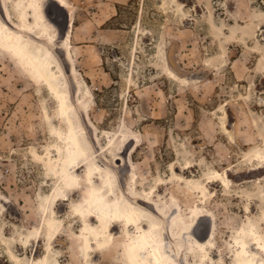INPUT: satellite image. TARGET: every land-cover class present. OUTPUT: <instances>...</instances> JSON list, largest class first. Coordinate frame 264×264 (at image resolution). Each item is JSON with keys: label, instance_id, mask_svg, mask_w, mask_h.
<instances>
[{"label": "rangeland", "instance_id": "1", "mask_svg": "<svg viewBox=\"0 0 264 264\" xmlns=\"http://www.w3.org/2000/svg\"><path fill=\"white\" fill-rule=\"evenodd\" d=\"M68 1L75 10L74 56L67 48V9L44 0L52 47L65 71L77 122L100 152L98 158L119 175L116 192L153 191L154 208L160 202L171 208L177 199L185 214L204 208L200 228L207 232L214 225L213 259L199 260L192 236L181 240L163 223L172 257L178 264H235L234 235L248 216L261 218L264 206V166L246 156L251 148H264V0ZM72 65L84 88L92 90L86 104L77 103ZM61 118L47 87L0 49V264H29L32 256L45 254V237H35L43 200L56 178L32 151L46 153L62 145L53 131L66 130ZM113 135L114 146H108ZM172 163L180 169L193 164L183 174L197 181H207L212 171H227L232 184L210 183L216 194L201 203L199 191L173 176ZM82 186L55 203L64 224L48 264H128L121 224L113 231L112 248H95L89 258L80 251L82 223L75 205L84 198Z\"/></svg>", "mask_w": 264, "mask_h": 264}, {"label": "bare ground", "instance_id": "2", "mask_svg": "<svg viewBox=\"0 0 264 264\" xmlns=\"http://www.w3.org/2000/svg\"><path fill=\"white\" fill-rule=\"evenodd\" d=\"M55 1L68 11L70 28L66 39L67 48L70 51L69 54L74 56L71 49V38L74 31L75 10L68 0ZM9 2H12V8ZM52 29L53 25L46 13L44 0H3L0 8V49L11 53L37 84H44L47 87L58 102V113L66 125L65 131L60 130L61 127L60 129L53 128V131L56 132L63 142L61 146L56 144L52 147L53 151H57L55 154L49 148L46 153H41L36 149L31 150L35 159L39 160V162L42 161L47 168L45 169L56 178V182L52 192L48 193V196L43 200L42 226L36 231L35 237L41 236L40 234L45 237V254L39 257L32 256L28 260L29 264H48L50 262L51 254H53V241L54 239L56 240V236L61 231L62 224H64L62 219L57 216L58 212L55 203L61 198L67 199L69 193L81 188L82 183H85V186H82L84 188V198L82 202L74 205L76 216L79 217L82 223L78 237L81 242L80 251L85 258H89L90 251L95 248L101 250L112 248L111 246L116 238L113 231L121 224L126 233L123 251L128 264H178L168 249L163 226V223H166L169 229L172 227L176 234L180 233L181 240L185 238V234L192 236L190 241L195 247L194 251L199 260L205 262L208 259H213L210 248L212 247L215 233L214 225L211 223V227L207 232L201 229L202 227L200 228V221H203L204 208L198 205L193 207L189 214H185L180 212L181 206L177 203V199L173 200L174 205L171 208L164 206L162 202L159 203L160 207L155 205L154 208L153 191L142 194L127 192V195L124 192L122 195L116 192L115 188L118 185L119 175L117 177L115 166L106 164L98 158V153L100 152L94 149V145L88 138L84 126L76 120L77 111L67 89V77L52 47L54 41ZM236 29L239 31L241 27L239 30L238 28ZM245 33L249 34L248 32ZM211 60H214V58ZM213 65H216L215 62ZM72 66L71 70L77 77L76 80L78 79L76 83L80 91L77 103L86 104L91 100L92 90L87 84L86 88H84L83 81L79 77L80 72L75 65ZM167 69L172 76L179 78L170 67ZM248 96L250 97V95ZM115 139L116 136L113 135L108 146H112L111 144H113ZM108 146L107 148L109 149ZM103 149H106V147ZM246 156L259 164V166H264V148H251L246 153ZM117 159L120 160L121 157L117 156ZM192 165H184L180 169L178 165L172 163L171 167L175 178L187 183L191 189L199 191L201 203L206 202L208 198L216 194L210 189V183L219 181L226 187L231 186L232 182L226 175L227 171H212L207 176V181H197L194 178L186 177L184 174L188 172L189 168H192ZM229 169H232V166H229ZM81 170H83L82 174ZM161 179L164 180L163 178ZM262 194L264 198V192ZM152 209L157 213L152 212ZM198 215L201 216L194 220ZM212 218L214 219V216L211 214ZM206 224L208 226L210 223ZM131 227H136L137 230L131 233ZM24 238L27 237L24 236ZM31 238L33 239V236ZM26 243H28V240ZM233 243L235 248L232 258H234L235 264H264V206L261 209V218L248 216L245 219L243 225L237 229ZM10 251L12 252V249ZM14 254L12 253V256L16 260L18 257L16 258Z\"/></svg>", "mask_w": 264, "mask_h": 264}, {"label": "water", "instance_id": "3", "mask_svg": "<svg viewBox=\"0 0 264 264\" xmlns=\"http://www.w3.org/2000/svg\"><path fill=\"white\" fill-rule=\"evenodd\" d=\"M49 14V13H48ZM51 18V17H50ZM55 23V22H54ZM56 24V23H55ZM56 26H57V24H56ZM68 31V30H67ZM67 31L65 32V35H66V33H67Z\"/></svg>", "mask_w": 264, "mask_h": 264}]
</instances>
